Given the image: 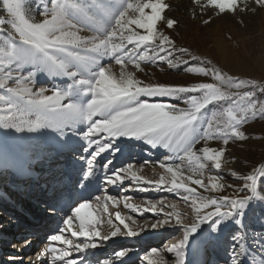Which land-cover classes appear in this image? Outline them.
<instances>
[{
  "label": "snow or ice",
  "instance_id": "snow-or-ice-1",
  "mask_svg": "<svg viewBox=\"0 0 264 264\" xmlns=\"http://www.w3.org/2000/svg\"><path fill=\"white\" fill-rule=\"evenodd\" d=\"M193 2L202 10H214L216 16L247 10L240 7V0ZM30 3L31 0H0V104L3 105L0 107V127L16 132L52 128L61 136L68 129L81 135L87 142L83 150L90 156L83 173V179L87 181L83 185L85 190L95 175L96 158L109 150L120 151L113 143L118 138L143 140L153 148L168 150L171 155L166 156L159 166L171 174V178L161 174L158 180L146 179L133 172V165L128 164L119 169L111 168L106 182L123 185L125 179H131L136 184L168 188L181 195L186 203L190 202L195 219L189 224L184 223L175 204L164 205L161 201L159 211L154 203L146 209L165 217L157 219L151 228L169 225L173 220L183 228L182 238L166 248L178 258L175 264H184L185 250L203 243L204 239L211 240L212 233L222 231L226 221L234 222L242 229L246 227L245 219L249 213L255 215L258 205L261 217H264V179H261L264 165L239 175L243 184L234 189L232 196H204L196 187L190 186L194 184L209 192L233 187L221 183L218 175L210 176L205 183L206 164L203 161H211L215 170H221L230 141L248 138L242 125L249 119L264 117V100L258 99V93L264 95V83L229 75L213 65L210 59L192 54L187 47H178L160 27L164 25L173 30L178 24L175 18L166 14L171 8L167 0H47L36 5L35 10L29 7ZM254 3L264 7V0H254ZM33 11L41 18L36 19ZM212 19L209 16L202 22L208 25ZM104 58L119 65L118 74L111 64L102 63ZM158 62L166 63L169 69L183 67L185 72L202 74L213 82L190 85L145 82L136 76L135 71L129 70L132 66L134 70L143 71V63ZM37 72L66 77L71 82L62 88L37 89L34 87ZM232 88L248 90L242 93L229 91ZM160 97L182 98L187 107L155 99ZM213 103L226 106L222 111H213L209 118L203 110ZM82 124L87 126L86 130L81 128L77 132V126ZM209 141H222L223 147H209ZM201 142L204 146L197 149ZM185 159L199 162L187 176H184L180 164L173 163ZM111 163L108 161L104 167ZM239 192L247 194H235ZM59 195L54 194L53 199ZM95 199L99 201L100 197ZM105 199L115 206L120 204V200L111 195ZM73 205L62 220L65 227L58 228L57 234L48 237L50 242L36 254L37 264L49 254L52 264H77L76 260L70 259L73 252L96 248L97 241H109L118 234L139 235L126 222L130 217H123L120 212L114 215L118 224L114 223L107 204L102 211L108 214V232L101 231L99 225L102 221L91 210L90 197L81 196L73 201ZM51 206L57 207L55 203ZM124 207L139 210L130 203H125ZM164 207L173 211L165 213ZM85 210H88L86 214ZM76 220L79 221L78 229L73 228ZM209 221L210 231L205 238L201 226ZM231 238L234 264H241L240 258L247 253L245 235L237 230ZM56 243L65 247L58 249ZM29 244L30 241L25 240V246ZM128 254L126 248L114 251V259L123 264L121 258ZM152 255L159 258L153 264H168L157 248L151 249L148 256ZM259 255L258 264H264V250ZM98 264H113V260L105 259Z\"/></svg>",
  "mask_w": 264,
  "mask_h": 264
},
{
  "label": "rangeland",
  "instance_id": "rangeland-1",
  "mask_svg": "<svg viewBox=\"0 0 264 264\" xmlns=\"http://www.w3.org/2000/svg\"><path fill=\"white\" fill-rule=\"evenodd\" d=\"M46 2L47 0H31L29 7L35 10L36 5ZM167 2L171 5V8L166 11V14L169 18H175L178 24L173 30L166 29L164 25L160 27L161 30L167 32L176 41L178 47H187L192 54L210 59L213 65L221 68L229 75L238 76L242 79H254L258 83H264V7L255 5L254 0H240V7H246V11L238 10L235 14L227 13L216 16L214 10H202L194 4L193 0H167ZM193 11H195V15H193ZM33 14L36 19L41 18L35 11H33ZM209 16L213 17L212 22L204 25L202 21ZM183 58L187 59V57ZM102 63L105 65L111 64L113 71L117 74L119 73V65H116L114 61H109L108 58H104ZM142 68L144 70L139 71L129 66V70L135 71L136 76L145 82L179 85L213 82L210 77H204L202 74L187 73L183 70V67L179 70L169 69L164 62H158L157 64L143 63ZM24 74H27V70ZM70 82L66 77H53L45 72H37L34 87L37 89L40 87L51 89L54 86L62 88ZM245 90L248 89H229V91H239L241 93ZM155 99L175 103L179 107H187L182 98L160 97ZM258 99L264 100V95L258 93ZM2 106L0 104V107ZM225 106L223 104H210L203 110L204 115L210 118L213 111H222ZM86 127L83 124L78 125L77 132L81 128L86 130ZM53 130L56 132L58 140L70 146L69 151L63 152L57 160V164L59 165L57 176L60 175L64 166L67 168L73 167L77 171L75 181L81 180L82 184L85 183L86 181L81 179V177L87 170V160L90 158L89 152L83 150L87 147V142L81 138V135L73 134L68 129H65V135L63 136L55 129ZM242 130L248 138L243 141H230L227 146L226 155L222 159L221 170H215L211 161H203L206 164L203 172L205 183H208L210 176L218 175L221 177V183L225 185L231 184L233 187H225L223 190L209 192L199 188L197 185L191 184L190 186L196 187L198 193L201 195L232 196L234 195V189L243 184V181L238 179L239 175L248 174L253 168L264 165V117L249 119L242 125ZM11 137L15 143H18L22 135L19 132V134H12ZM25 139L27 142L18 150L17 154L26 161L27 169L36 168L37 164L49 169L56 163L52 157L57 152L55 149H47L46 145L37 143L33 137L27 136ZM117 142V139L113 141L116 147L120 149L119 152H116L114 149L109 150L96 158V164L99 170L103 172L100 179H104L107 175H110L111 168L119 169L126 167L128 164L133 165V172H136L138 176H143L146 179L158 180L161 174H166L171 178V174L166 173L165 169L159 166L166 156L171 155L168 150L163 147H158L155 151L149 152V145L143 140L132 139L128 146H125L127 143L121 144ZM135 142H138L139 146ZM203 146L204 143L201 142L196 148L199 149ZM208 146L220 148L223 147V143L222 141H209ZM92 150L90 149L89 151ZM71 153L75 155L73 156L74 158L70 156ZM198 155L202 154L198 152ZM0 157L2 156L0 155ZM75 159L77 162H75ZM108 161H112V163L108 167H104ZM173 163L180 164L184 176H187L192 174L199 162L195 160L189 162L185 159L184 161L174 160ZM190 164L191 167H189ZM4 166V175L2 176L0 174V182L2 183H0V189L2 187L3 193L13 195L11 199L14 200V202L9 204L8 208L10 207L11 210H15L18 207L17 209H21L22 215H28L34 221L28 226L27 223L18 220L20 217L14 219V217L10 216V212H6L4 208V203L3 205L0 204V246H8L5 250L0 249V264H14L18 254L10 250L12 248H20L21 251L25 247V244L20 247L21 243H25V240L28 241V239H31L30 244L35 240L39 243H49L48 237L57 234L56 230L58 228L65 227L62 225V220L65 218L66 212H62V217L59 218L60 220L55 221L56 212L54 211L57 209H49L48 205L43 200H40L41 183L37 181L33 189L30 187L31 190H28L26 186L30 183V180L25 181L21 179L20 183L13 184L12 182L15 183V175L17 174L19 176V172L24 173L23 169H20L17 161L14 160L6 162ZM60 179L63 181L62 176L59 177ZM261 179H264V177H261ZM24 181L28 183L25 184ZM101 183L103 186L100 189L103 190L105 185L103 181ZM115 187L116 189L113 191L110 188L103 190L102 194H109L118 198L120 204L115 206L112 202L106 201L104 205L107 204L108 212L112 214L114 223L118 224V221L114 219L116 212H120L123 217H130V219H126V222L133 230L138 231L139 235L126 236L118 234L117 237L109 241H97L98 247L87 249L82 253L73 252L70 259L76 260L77 264H80V261H83V264H98V262H102L105 259L113 260V264H120V260L114 259V251L126 248L129 249V254L121 258L123 264H153L159 258L155 255L148 256V254L152 248H157L165 260H167L168 264H175L178 258L175 253H168L166 248L182 238L183 228L176 225L174 220L169 225L156 229L151 228L150 225L157 219H163L165 217L163 215L158 216L155 211H148L146 209L150 207V204L154 203L157 205V211H159L161 207L159 202L161 201H163L164 205L175 204L176 210L182 213L184 223L189 224L195 219V212L190 207V202L186 203L181 198V195L169 191L168 188H156L144 183L136 184L131 179H125L123 185H115ZM12 190L15 193H12ZM50 190L54 189L51 188ZM235 194L242 196L247 193L239 192ZM80 197L81 192L77 191L75 197H71L72 199H70L68 205L75 206L73 205V201L79 200ZM125 197L128 199L125 200ZM125 203L133 204L139 210L125 208ZM12 204L14 207L11 206ZM103 207L94 210V214L102 221L101 225H99L101 231L108 232L110 230V226L106 223L108 214L103 213V209H101ZM172 211L173 209L171 208H163V212L165 213ZM49 222H53L54 230L37 229V226L39 227L37 223L44 224ZM75 223L73 224V228L78 229V225ZM210 223L211 221L201 226L204 229L203 236L205 238L210 231ZM244 224L246 227L242 229L234 223L229 224L220 231V237L217 236L220 232H214L212 233L213 238L211 240L204 239L203 243L187 248L184 255V264H234L233 258L230 255L233 247L231 237L237 230L245 235L247 245V253L240 258L241 264H258L260 261L259 253L264 250V235H261L264 234V217H261V208L259 205L255 209V215L249 213ZM20 228L25 229L26 232L16 234ZM121 228L123 232V226ZM5 235L8 236L6 239ZM17 242L21 243L17 244ZM55 246L64 248V245H58L57 243ZM86 251L87 256L90 255V258L86 257ZM33 252L30 255L31 257L23 258L18 264H33L36 262V254L35 251ZM3 254H6L10 258L3 259ZM146 257L147 259H145ZM42 264H52V262L45 260Z\"/></svg>",
  "mask_w": 264,
  "mask_h": 264
},
{
  "label": "bare ground",
  "instance_id": "bare-ground-1",
  "mask_svg": "<svg viewBox=\"0 0 264 264\" xmlns=\"http://www.w3.org/2000/svg\"><path fill=\"white\" fill-rule=\"evenodd\" d=\"M14 133L19 134V132H16L15 129H5V128L0 127V155L2 156V157H0L1 158V160H0V174L2 176L4 175L3 171L5 169V166H4L5 163L10 162L11 160H14V161H17V163L19 165L18 167L20 169H23V172H24V173L19 172V176H17V174L15 175V177H14L15 183L14 184L20 183L21 179H24L25 181L30 180L29 187H31V185H33V187H32V189H33L37 180L39 182L41 181L40 200L41 201L43 200V202H45V204L48 205L49 209L53 208L51 206L53 203H55L57 205V207H56L57 210L54 211V212H56L55 221L60 220L59 218L62 217V214H61L62 212H67L68 208L70 207V205H68L70 203V199H71V197H75L77 191L81 192V196H83L85 198L90 197L92 199V209L91 210L94 212V210H96L97 208L103 207L104 203L106 202L105 197L109 195V194L103 195L102 194L103 190L110 188V190L113 191L114 189H116L115 185H111V184H108L106 182V178L100 179L103 172L99 170V167L97 166V164H96L95 175L90 178L92 183L90 184V186L86 190L84 189L83 185L85 183H87V181L86 182L84 181L85 183H83V184L81 183V180L75 181V175H77V171L73 167L67 168L63 165L64 166L62 168L63 170L60 172V175L57 176L58 172H59V170H58L59 165L57 164V160L60 158V156L62 155L63 152L69 151L70 146H69V144H65L64 142H61L60 140H58V138L56 137V132L53 129L42 128V129H39V130L34 131V132H28V131L20 132L22 135V138H20L18 143H15V141H13V139L11 137V135ZM27 136L33 137L34 141L36 140L37 143L46 145L47 149H49V150L55 149L57 151L52 156L54 158V160L56 161V163H54V165H52L49 169L43 168V166L40 164H37L36 168H28L27 169L26 161L18 156V154H17L18 150L21 149V147H23L24 144L27 142V140L25 139V137H27ZM131 140L132 139H129L127 137H121V138L117 139V141H120V142L123 141L124 144L127 142H130ZM135 143H136V145L139 146L138 142H135ZM148 147H149L148 148L149 151H153L156 148H158V147L153 148L151 145H149ZM70 156L73 157L75 155H73L71 153ZM75 162H77L76 159H75ZM27 174H29V175H27ZM1 175H0V177H1ZM61 176L63 177V181H62V179L59 180V177H61ZM81 179H83V176L81 177ZM25 181H24V183H25ZM102 181L104 182L103 184L105 185L103 190L100 189L101 186H103L101 183ZM27 183H25V184H27ZM73 186H75L74 191H73ZM51 188H53L54 190H50ZM12 193H15V192L13 191ZM56 193H60V195L54 200L53 197H54V194H56ZM96 197H100V200L97 201L95 199ZM3 203H4V208L6 209V212L7 211L10 212L9 215L14 217V219H17L18 217H20V219H18V220H21V221L27 223L28 226H29V224L31 225L32 222H34L33 219H30V217L28 215H22L21 209L20 210L17 209L18 207L15 210H11L10 207L8 208L9 204H11V203L4 201L0 198V204L3 205ZM101 209H103V208H101ZM87 211L88 210H85V214L87 213ZM69 214H71V213H69ZM74 222H76L75 224H77L79 227V221L76 220ZM74 222H73V224H74ZM233 223L234 222H231V221L225 222L226 226L229 224H233ZM37 224L39 225V227L37 226L38 230L39 229H43V230L48 229L49 231H51V230L55 229L52 225L53 222L44 223V224L43 223H37ZM25 232H26L25 229L20 228V230L16 234H23ZM49 235H50V233H49ZM217 236L220 237L221 232ZM3 237H4V235H3ZM7 237L8 236L5 235V239ZM32 240H34V238H32ZM28 241H31V239L30 240L28 239ZM36 241L37 240L32 241L29 246H25V247L23 246L24 248L21 249V251H20V248L19 249H13L12 248V250H10V251L18 254L16 260L14 261V264H18L25 257H27V258L31 257L30 255L33 251H35V254H37L38 252L42 251L43 248L48 244V243H44V242L39 243ZM20 243L21 242H17V244H20ZM24 244L25 243H23V244L21 243L20 247H22V245H24ZM57 244L62 245L60 243H57ZM1 248H2V250H5L8 248V246L5 247L4 245H1L0 249ZM57 248L59 249L60 247H57ZM76 254H78V253H76ZM230 255L231 256L233 255L232 250H231ZM89 256H87V251H86V257L90 258ZM2 258L3 259L4 258L9 259L10 257H7L6 254H3ZM45 260L47 262L48 261L52 262L51 255L49 254L47 257L43 258V260L40 262V264H42ZM33 264H37V261L34 262Z\"/></svg>",
  "mask_w": 264,
  "mask_h": 264
}]
</instances>
